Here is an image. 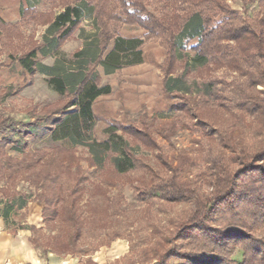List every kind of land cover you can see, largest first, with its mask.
<instances>
[{"label":"trees","instance_id":"obj_1","mask_svg":"<svg viewBox=\"0 0 264 264\" xmlns=\"http://www.w3.org/2000/svg\"><path fill=\"white\" fill-rule=\"evenodd\" d=\"M253 1L243 0V9L238 11L228 0H60L62 10L47 25L43 45L17 61L29 76L47 75L51 88L66 103L32 121L0 119L2 194L7 199L20 197L18 205L22 208L29 198L18 190L20 184L34 189L30 197L43 205L45 225L41 229L30 227V242L37 250L46 256L86 258V264H95L92 254L122 236L108 227L109 220L122 213V189L110 198L104 181L97 183L83 205L89 175L79 164L75 149L87 148L93 164L100 165L104 158L96 146L117 154L123 145V155L112 160L114 172L126 175L148 171L152 175L151 181L143 179L135 186L139 203L162 210L168 209L164 205L187 206L174 221L168 248L153 258V264H170L173 259L181 264H264V0H258L260 10L250 16ZM86 11L97 23V60L87 61L81 51L76 53L70 70L41 64L39 58L60 51L80 27ZM124 25L144 30L145 40H161L167 55L165 82L171 83L165 90L176 99L172 110L183 113L181 117L193 122L197 132L216 139L220 149L202 157L181 151L172 161L160 156L163 168L155 170L133 154L132 145L117 134L118 130L108 129L109 138L102 145L94 139L95 103L110 93L101 87L97 67L102 65L112 74L143 62L144 42L123 39L120 30ZM195 26L198 32L189 34ZM179 36L182 50L191 47L196 53L199 70L225 69L232 76V81L225 79L223 83L233 93L235 103L224 102L222 92L194 96L178 86L184 76L171 79L180 63ZM135 57L138 60L129 62ZM184 71L185 76L193 72L188 66ZM235 109L245 111L256 121L248 130L238 129L236 137L235 126L229 120ZM167 126L159 133L170 139L172 133L168 134ZM171 128L176 131L175 124ZM135 133L137 142L152 146L149 132L148 136ZM30 137H50L52 144L67 140L73 147L31 149ZM13 145L18 157L8 152ZM105 185L116 186L108 180ZM235 242L243 252L241 262L232 258L230 247ZM149 257L144 262L153 260Z\"/></svg>","mask_w":264,"mask_h":264},{"label":"rangeland","instance_id":"obj_2","mask_svg":"<svg viewBox=\"0 0 264 264\" xmlns=\"http://www.w3.org/2000/svg\"><path fill=\"white\" fill-rule=\"evenodd\" d=\"M5 0H0V119L12 117L18 122L34 120L40 114L62 107L66 99L56 93L48 83L49 77L37 73L34 76L27 75L17 59L27 54L30 50L43 45L47 35L48 24L55 14L62 8L60 0H43L37 6L28 8L24 5L22 17L17 21L19 13L18 1L13 0L11 12L13 15L3 17ZM231 7L242 11L243 0H228ZM152 10L154 8H151ZM260 10L258 0H254L249 7V15L254 16ZM92 11V9H91ZM86 18L82 20L80 27L62 45L58 53H53L46 58H39L41 64L60 69H72V60L76 53L85 52V58L96 61L100 50L94 37L97 32V23L92 13L86 11ZM2 17V18H1ZM8 27H2V25ZM198 32L196 26L192 27L189 34ZM146 32L139 27L124 25L120 30V36L125 39H140L144 42L142 47V63L127 66L117 72L109 74L102 65L97 67L101 76V87L108 88L109 94L101 96L95 103L94 112L97 117L94 139L102 145L108 138V129H116L117 134L132 145V152L147 166L155 170L163 168V160L160 156H166L168 161L181 152L186 151L191 155L202 157L204 154L217 151L221 144L216 140L206 137L203 132H197L193 122H187L181 116V112L172 110V104L176 99L167 94L165 88L171 83L165 82V66L167 55L160 39L145 40ZM180 49L178 56L180 63L172 76V80L184 76L178 85L181 89L187 88L193 95H202L212 92L214 95L224 94V102L234 101V95L223 80L232 81L225 69L215 70L207 68L199 70L195 61L196 53L191 47L182 50V41L179 36ZM131 59L129 62H135ZM141 60V59H139ZM185 66L191 68V74L185 76ZM213 84L212 89L209 86ZM259 90H263L259 87ZM231 102V103H232ZM230 122L234 124L233 135H238V129L248 130L250 125H255V119L243 110L235 109L229 114ZM171 124L176 125V131L170 129ZM168 125V126H167ZM167 126L170 139H165L159 130ZM147 135L153 140L149 142H137L134 134ZM143 138V137H141ZM31 149L64 146L72 148L69 141L52 144L50 137L44 139L29 138ZM120 145H122L120 143ZM154 147H157L154 148ZM98 153L103 154V162L95 165L92 157L85 147H77L75 155L79 164L89 175V182L85 187L83 205L88 201L90 191L97 183L104 184L107 195L115 197L122 189V213L120 216L109 220L108 227L122 234L119 238L101 247L90 257L95 264H153L154 259L168 248V239L175 230V223L185 212V204L164 205L167 210L157 206L149 207L146 203H139L135 186L145 179L151 181L152 175L148 171H134L126 175H118L114 172L112 160L116 156L123 155V145L117 154L106 151L99 146L95 147ZM8 152L15 157L19 154L15 146H10ZM105 180L114 182L116 186L107 187ZM0 186V202L5 199ZM205 189L210 190L206 185ZM20 192L34 193V189L28 184H20ZM232 258L241 262L243 252L238 243L230 247ZM42 253L41 250H39ZM44 255V254H43ZM150 256V257H149ZM152 261L144 262V258ZM61 258L74 259L75 262L86 264V258L62 256ZM170 264H181L178 259H173Z\"/></svg>","mask_w":264,"mask_h":264},{"label":"crops","instance_id":"obj_3","mask_svg":"<svg viewBox=\"0 0 264 264\" xmlns=\"http://www.w3.org/2000/svg\"><path fill=\"white\" fill-rule=\"evenodd\" d=\"M41 1L43 0H19L17 21L22 17L24 5L32 8ZM4 3L6 7L3 9V17L13 15L11 12L13 0H5ZM22 194L29 198L22 208L18 205L20 197L5 198L0 202V264H80L74 259L61 258L53 254L43 255L32 245L30 227L39 229L45 227L42 218L44 207L32 201L31 194L27 192H22ZM9 206L13 207L9 208Z\"/></svg>","mask_w":264,"mask_h":264}]
</instances>
